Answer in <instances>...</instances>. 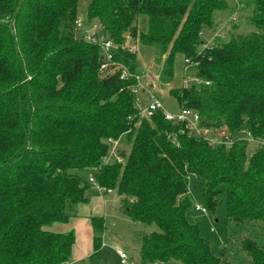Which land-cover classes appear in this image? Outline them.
<instances>
[{
	"label": "trees",
	"instance_id": "obj_1",
	"mask_svg": "<svg viewBox=\"0 0 264 264\" xmlns=\"http://www.w3.org/2000/svg\"><path fill=\"white\" fill-rule=\"evenodd\" d=\"M79 0H0V264H59L69 259L73 231L45 229L67 222L95 183L115 190L134 223L158 231L140 239L139 264H232L216 255L192 220L191 176L202 206L214 211L225 197V219L261 223L264 235V142L209 146L156 110L140 117L134 77L99 70L97 44L76 36ZM252 3L248 23L205 45L229 0H91L87 20L116 45L113 59L141 75L128 35L157 49L158 77L172 79L176 55L197 63L209 85L170 88L178 108L199 112L206 123L264 139V0ZM141 17L143 30H137ZM142 77V75H141ZM126 137L124 162H105L110 141ZM122 156H125L121 152ZM87 173L83 176L81 173ZM98 259L105 230L90 219ZM252 264H264V243L240 242Z\"/></svg>",
	"mask_w": 264,
	"mask_h": 264
},
{
	"label": "rangeland",
	"instance_id": "obj_2",
	"mask_svg": "<svg viewBox=\"0 0 264 264\" xmlns=\"http://www.w3.org/2000/svg\"><path fill=\"white\" fill-rule=\"evenodd\" d=\"M91 0H79L77 3L76 36L80 37L82 30L88 29L90 33L100 31L91 29V24L87 20V6ZM230 8L216 12L215 25L213 28L202 33L201 37L205 45H210L215 38L224 39L230 31L235 27L236 32H249L254 30L248 23V16L251 13L252 3L250 0H229ZM142 16L137 18V30H143ZM124 45L129 49L135 47V55L141 71V86L134 94L135 106L139 112L145 109L150 95H154L165 107L170 111L178 109L176 99L169 94L170 88H180L182 86L192 85L195 71L192 68L184 69V62L181 55H176L173 66L172 79L164 82L159 79L158 74L160 65L164 56L159 57L157 49L151 46L143 45L139 42L138 37L130 38L128 35L125 38ZM140 117L142 116L139 113ZM113 143H109L107 155L110 153ZM258 145L255 142H250L248 149L254 151ZM118 153L123 152L122 162H124L130 150V143L126 137H122L118 142ZM106 155V156H107ZM81 175L88 176L82 172ZM196 180L191 176L188 183V193L193 204L202 205L199 194L194 188ZM221 203L215 210L205 214L199 210L192 212V220L199 225L200 234L210 243L211 250L216 255H221L229 259L232 264H252L250 258L245 251L241 250L240 242L243 238H250L258 244L264 243V235L260 222H255L251 225H243L225 219V197L221 195ZM112 217L110 216L106 223V229L102 240V248L98 259L89 258L80 264H121L116 255V245L121 246L124 250L129 251L130 258L127 264H139V246L140 238L144 234H149L153 231H158L155 223H134L124 213L120 206L112 209ZM156 264H183L180 261L171 260L168 262Z\"/></svg>",
	"mask_w": 264,
	"mask_h": 264
},
{
	"label": "built area",
	"instance_id": "obj_3",
	"mask_svg": "<svg viewBox=\"0 0 264 264\" xmlns=\"http://www.w3.org/2000/svg\"><path fill=\"white\" fill-rule=\"evenodd\" d=\"M99 25V23L93 22L91 25V29L94 30L96 28L97 30ZM76 28L77 30H80L79 27ZM82 35L84 39H86L90 43L97 44L100 48V53L102 55L99 66L100 72L110 74L118 73L120 79L134 77V79L136 80V84L131 87V92L133 94H136L138 88L141 86V75L131 73L125 65L118 63L113 59V50L116 47L114 42L107 39L101 29L100 31H97L96 33L94 32L92 34L88 29L84 28L82 30ZM130 50L132 52H135V47L131 46ZM183 62L185 70L197 66V63L189 58H185ZM192 84L195 86L209 85V81L194 75ZM156 110H161L164 119H166L167 121L174 124H180L184 127L188 134L202 138L208 143L209 146L212 147L216 145H223L229 148L235 141L239 140H245L248 143L255 142L257 145L264 142V139H262L261 141H255L251 133L244 129L231 131L228 126L223 124L214 125L212 123H206L200 116L199 112L192 108L183 107L178 108L176 111L167 110L154 95H150V100L148 101L145 109L140 113L142 114V117L149 119V117L152 116L154 111ZM110 143H113V146L110 153L105 156V162H122V155L118 153L119 149L117 148L118 141H110ZM252 153L253 151L247 149L248 157L251 156ZM89 181L96 185L99 190L106 191L103 187L98 186L92 177H89ZM193 209L199 210L203 214L207 212V210L202 205L198 204H193ZM102 245L103 243L101 244V247ZM116 254L119 257L121 264H126L127 255L125 254V252L118 249L116 250ZM59 264L70 263L66 260Z\"/></svg>",
	"mask_w": 264,
	"mask_h": 264
},
{
	"label": "crops",
	"instance_id": "obj_4",
	"mask_svg": "<svg viewBox=\"0 0 264 264\" xmlns=\"http://www.w3.org/2000/svg\"><path fill=\"white\" fill-rule=\"evenodd\" d=\"M120 139H118L117 141L119 142ZM117 206L121 207V197L116 193L115 190L101 191L97 188L96 185H92L88 189L87 199L84 202L77 203L73 206L71 216L69 217L67 222H55L50 226L45 227V229L56 233H66L69 231H73L75 240L74 244L72 245L71 255L67 261L70 264H80L85 260L92 258L91 255L93 253L94 235L90 222L91 217H102L105 225L107 219L110 216L112 217L111 213L113 207L116 208ZM115 247L116 250L119 249L125 252V254L127 255V264V261L130 258V252L124 250L119 245H116Z\"/></svg>",
	"mask_w": 264,
	"mask_h": 264
}]
</instances>
